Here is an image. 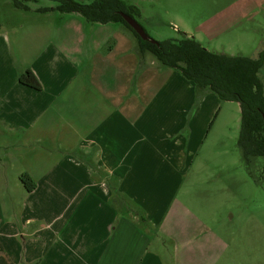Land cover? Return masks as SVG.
I'll list each match as a JSON object with an SVG mask.
<instances>
[{"label": "crops", "instance_id": "obj_1", "mask_svg": "<svg viewBox=\"0 0 264 264\" xmlns=\"http://www.w3.org/2000/svg\"><path fill=\"white\" fill-rule=\"evenodd\" d=\"M243 1L226 7L239 16L226 32L259 36L261 6ZM34 10L0 29V264H219L218 229L171 207L220 100L140 55L118 24L106 46L79 14ZM185 34L229 56L264 50L261 37L219 51ZM27 69L40 90L19 83Z\"/></svg>", "mask_w": 264, "mask_h": 264}, {"label": "rangeland", "instance_id": "obj_2", "mask_svg": "<svg viewBox=\"0 0 264 264\" xmlns=\"http://www.w3.org/2000/svg\"><path fill=\"white\" fill-rule=\"evenodd\" d=\"M74 1L89 4L94 0ZM125 2L138 8L137 22L155 41L176 39L184 32L191 36L197 35L201 38L202 44L211 50L219 51H223L229 38L238 39L244 47L249 46L251 40L258 42L260 37L264 41V0L243 1L249 2L253 7L261 6L255 18L256 24L262 28L261 35L252 38L250 32L237 37L232 36L233 38L232 33L226 32V25L230 19L226 7L234 2L242 3L241 0H125ZM22 3L27 6L26 11L30 12L34 9L36 12V8L56 5L50 0H22ZM26 14L13 8L11 0H0V29L2 27L7 32L13 31L22 25ZM79 18L87 24L91 40L105 38L106 46L110 44L108 40L112 35L113 23L107 25L89 23L83 17ZM231 18L230 20L236 21L239 16L234 15ZM11 20L14 22L9 23ZM15 23L16 25H13ZM210 25L213 28L219 25V28L216 32H206ZM251 25L252 22H247L246 27ZM62 34H65V30ZM209 42L211 46H208ZM223 43L225 45L221 47ZM249 55L244 54L246 57H250ZM260 76L264 83V66ZM219 103L220 113L217 120L213 122L209 131L204 133L201 140L195 137L194 142L201 145L200 153L187 165L177 201L171 210H189L208 224L209 228L218 229V234L228 246L219 264H264V182L260 185L255 184L241 162L236 146L240 127L238 104L222 101ZM202 111L207 110L203 108ZM257 162L260 167H264V159L260 158ZM261 174L264 175L263 171ZM180 215L185 219L189 218L185 211L179 214L176 212L174 216Z\"/></svg>", "mask_w": 264, "mask_h": 264}, {"label": "trees", "instance_id": "obj_3", "mask_svg": "<svg viewBox=\"0 0 264 264\" xmlns=\"http://www.w3.org/2000/svg\"><path fill=\"white\" fill-rule=\"evenodd\" d=\"M50 1L56 5L39 8L37 12L75 13L89 23L118 24L130 31L140 55L149 53L162 66L178 71L197 90L211 92L222 102H236L240 109L236 146L241 162L255 184L264 182V175L261 174L262 171L264 173V167H260L257 162L260 158L264 159V83L260 77L264 66V50L256 58L229 56L207 50L183 32L176 39L151 43L141 40L120 16V13H124L135 20L139 16L138 8L127 5L125 0H94L89 4L74 0ZM11 4L17 10H28L22 0H11ZM18 81L26 87L41 89L39 81L29 69L18 77ZM19 180L26 191L34 190L35 184L28 175H21Z\"/></svg>", "mask_w": 264, "mask_h": 264}, {"label": "water", "instance_id": "obj_4", "mask_svg": "<svg viewBox=\"0 0 264 264\" xmlns=\"http://www.w3.org/2000/svg\"><path fill=\"white\" fill-rule=\"evenodd\" d=\"M120 16L123 18L124 22L138 35V37L141 40L155 43V40H152L149 38L145 30L141 27V25L134 18L124 13H120ZM262 116H263V124H264V115Z\"/></svg>", "mask_w": 264, "mask_h": 264}]
</instances>
